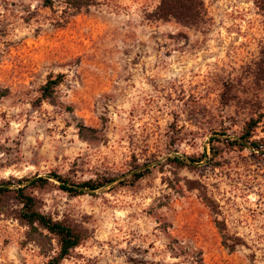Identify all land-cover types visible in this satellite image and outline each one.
<instances>
[{
	"label": "rangeland",
	"instance_id": "rangeland-1",
	"mask_svg": "<svg viewBox=\"0 0 264 264\" xmlns=\"http://www.w3.org/2000/svg\"><path fill=\"white\" fill-rule=\"evenodd\" d=\"M263 1L204 0L195 28L158 0H0V180L105 183L34 190L87 234L62 264H264ZM248 128L262 148L231 144ZM27 231L0 213V264L46 262Z\"/></svg>",
	"mask_w": 264,
	"mask_h": 264
},
{
	"label": "trees",
	"instance_id": "trees-1",
	"mask_svg": "<svg viewBox=\"0 0 264 264\" xmlns=\"http://www.w3.org/2000/svg\"><path fill=\"white\" fill-rule=\"evenodd\" d=\"M46 1L51 5L54 2V0ZM60 1L65 2L69 7L80 10L96 4L98 0ZM261 8L264 11V1ZM152 15L155 19L175 20L185 26L195 28H201L208 21V12L204 0H158L157 7ZM62 77L63 74H58L54 79L50 78L42 85L41 90L44 97L49 99L54 97L55 88L62 83ZM79 127L81 134L85 137H87L89 131L93 130L85 125H79ZM215 140L219 139L215 138ZM231 144L240 147L262 148L259 140L253 138L249 128L244 133L234 137ZM167 160L175 165L187 167L200 163L202 159L184 153ZM144 166L145 168H143ZM144 166L139 168L140 171L134 173L132 182L151 172L150 166ZM52 178L61 182V188L72 195L91 192L105 184L95 179L75 182L69 177L58 173L21 179H3L0 180V213L14 217L21 224L28 227L27 236L29 240L40 247L47 257L44 264H62L65 259L71 256L73 250L83 243L87 238V234L72 221L65 218H55L40 209L34 190L45 187ZM114 180V178L111 179V182ZM198 264H204L202 257L198 258Z\"/></svg>",
	"mask_w": 264,
	"mask_h": 264
}]
</instances>
